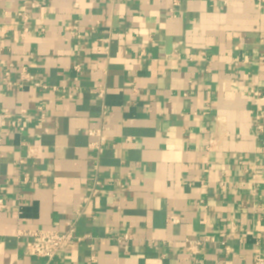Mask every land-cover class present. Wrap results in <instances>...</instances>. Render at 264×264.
<instances>
[{
  "label": "crops",
  "instance_id": "crops-1",
  "mask_svg": "<svg viewBox=\"0 0 264 264\" xmlns=\"http://www.w3.org/2000/svg\"><path fill=\"white\" fill-rule=\"evenodd\" d=\"M260 98L264 0H0V264H46L21 233L68 224L49 264H254Z\"/></svg>",
  "mask_w": 264,
  "mask_h": 264
},
{
  "label": "built area",
  "instance_id": "built-area-1",
  "mask_svg": "<svg viewBox=\"0 0 264 264\" xmlns=\"http://www.w3.org/2000/svg\"><path fill=\"white\" fill-rule=\"evenodd\" d=\"M75 69H79L77 66ZM6 83L9 86L18 85L19 82H14L12 80L11 74L9 71L5 73ZM22 79L34 83L38 86V83L35 82L34 77L31 74H25L22 76ZM254 97H258L259 93L257 91H252ZM102 97L103 94H100ZM261 100L264 98H260ZM21 115V116H20ZM19 116L15 117L10 112L4 111L3 116L7 119H10L12 129H19L20 132L24 131L23 123L25 121H31L30 115L23 112ZM107 112L104 110L101 115V122L97 128L90 129L87 132L89 137L94 138V140L89 144L90 148L96 152V154L101 155L103 152L104 146L107 144L108 137H106L107 123H106ZM24 121V122H23ZM6 135L13 133L12 130L6 131ZM27 147V157L32 158L36 155L37 147L33 144H26ZM123 187V186H121ZM7 208L4 201L0 198V210ZM172 222H176V218H171ZM22 235L28 238L25 246V252L29 256H35L45 259L46 264H49L60 252L68 248L72 241L75 239V230L73 224H68V228L64 232H57L53 230H31L22 232ZM124 240L130 239V236L124 235L122 237ZM199 242H195L190 246V251L192 253H197V246ZM227 250V249H226ZM254 264H264V257L260 254H257L254 258Z\"/></svg>",
  "mask_w": 264,
  "mask_h": 264
}]
</instances>
